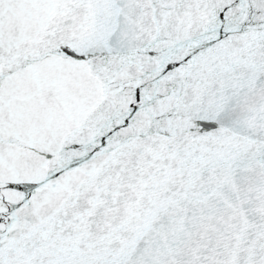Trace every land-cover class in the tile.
I'll use <instances>...</instances> for the list:
<instances>
[{
  "label": "snow or ice",
  "instance_id": "1",
  "mask_svg": "<svg viewBox=\"0 0 264 264\" xmlns=\"http://www.w3.org/2000/svg\"><path fill=\"white\" fill-rule=\"evenodd\" d=\"M0 264H264V0H0Z\"/></svg>",
  "mask_w": 264,
  "mask_h": 264
}]
</instances>
